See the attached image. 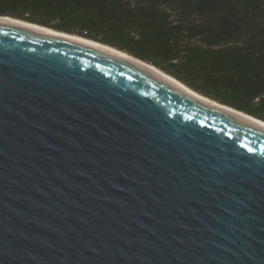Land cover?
<instances>
[{"label":"water","instance_id":"obj_1","mask_svg":"<svg viewBox=\"0 0 264 264\" xmlns=\"http://www.w3.org/2000/svg\"><path fill=\"white\" fill-rule=\"evenodd\" d=\"M0 264H264V129L0 20Z\"/></svg>","mask_w":264,"mask_h":264},{"label":"trees","instance_id":"obj_2","mask_svg":"<svg viewBox=\"0 0 264 264\" xmlns=\"http://www.w3.org/2000/svg\"><path fill=\"white\" fill-rule=\"evenodd\" d=\"M0 16L110 46L264 121V0H0Z\"/></svg>","mask_w":264,"mask_h":264},{"label":"bare ground","instance_id":"obj_3","mask_svg":"<svg viewBox=\"0 0 264 264\" xmlns=\"http://www.w3.org/2000/svg\"><path fill=\"white\" fill-rule=\"evenodd\" d=\"M0 20L2 21H6V22H9V23H13V24H16V25H20L22 27H25V28H28V29H33V30H36V31H41V32H45V33H48V34H51V35H55V36H59V37H62V38H65V39H69V40H72V41H76V42H79V43H83V44H87V45H91V46H94V47H98L100 49H103V50H106L110 53H113L115 55H118L119 57H122L132 63H135L141 67H144L146 68L147 70L151 71L152 73L156 74V75H159L160 77L168 80L169 82H171L172 84H174L175 86H177L179 89H181L182 91H184L185 93H187L189 96H191L192 98H195L199 101H202V102H205L207 104H211L213 106H216L228 113H231L237 117H240L250 123H253L255 124L256 126H259L261 128L264 129V121L262 120H259V119H256L248 114H245L241 111H238V110H235L231 107H228L226 105H223V104H220L216 101H213L209 98H206L202 95H200L199 93L193 91L192 89L188 88L187 86H185L184 84H182L181 82H179L178 80L174 79L173 77L165 74L164 72L160 71L159 69L155 68L154 66L152 65H149L147 64L146 62H143L139 59H136L122 51H119L115 48H112L110 46H107V45H104L102 43H99V42H96V41H92V40H89V39H85L83 37H79V36H76V35H69V34H66V33H60L58 31H55V30H52V29H49L47 27H44V26H40V25H36V24H32V23H28V22H25V21H22V20H17V19H14V18H11V17H0Z\"/></svg>","mask_w":264,"mask_h":264},{"label":"rangeland","instance_id":"obj_4","mask_svg":"<svg viewBox=\"0 0 264 264\" xmlns=\"http://www.w3.org/2000/svg\"><path fill=\"white\" fill-rule=\"evenodd\" d=\"M29 23V22H28ZM33 24V23H32ZM50 29V28H49ZM52 30H54V29H52ZM56 31V30H55ZM59 32V31H58ZM70 35V34H69ZM77 36V35H76ZM84 38V37H83ZM86 39V38H85Z\"/></svg>","mask_w":264,"mask_h":264}]
</instances>
